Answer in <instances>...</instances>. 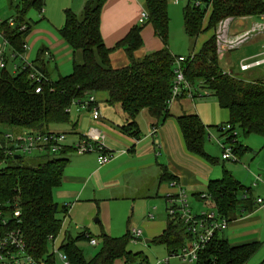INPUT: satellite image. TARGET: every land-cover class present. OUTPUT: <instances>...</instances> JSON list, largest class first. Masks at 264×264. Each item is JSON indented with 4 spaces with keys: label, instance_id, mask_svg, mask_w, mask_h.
<instances>
[{
    "label": "trees",
    "instance_id": "trees-1",
    "mask_svg": "<svg viewBox=\"0 0 264 264\" xmlns=\"http://www.w3.org/2000/svg\"><path fill=\"white\" fill-rule=\"evenodd\" d=\"M12 1L15 3L10 4L13 12L11 18L15 25L8 24L10 18L2 20L0 35L12 52L22 54L25 52V37L34 25L27 18V12L31 9L40 11L44 0ZM105 1L85 0L81 18L70 8L64 10V24L58 32L73 52L79 51L81 57L80 61H73L69 74H58L53 80L47 61L42 58L43 48L38 50L32 67L27 66L18 72L8 68L6 59V65L0 71L1 126L45 132L52 125L69 122L70 112L67 108L73 101L94 92H106V105L121 108L125 123L120 128L135 138L140 135L136 115L141 109H147L159 123L170 116L167 100L174 79V56L168 48L167 1L145 0L144 9L148 19L143 24L153 26L163 47L138 59L133 52L143 43V24L131 27L113 47L108 48L104 44L100 32V12ZM263 14L264 0H189L182 9L183 28L188 38L192 40L206 30L212 31L199 51L192 58L187 57L183 63L185 79L193 85L200 82L203 88L208 89L219 106L228 110L227 122L234 128H240L247 136L257 134L264 138L263 79H243L224 72L218 62L216 35L218 23L225 18ZM21 25H25L24 30L19 29ZM117 48H123L129 63L111 68L109 55ZM33 68L49 79L40 83V92H35L37 83L29 78ZM176 120L186 149L216 164L218 159L210 156L204 148L206 129L211 126H205L196 113L178 115ZM235 138L234 152L240 158L248 148L239 143L237 136ZM66 151L64 149L62 153ZM41 158L42 161L35 166L7 164L0 170V239L10 231L19 230L28 255L35 260L46 259L47 264H55L54 255L48 253V236L56 237L59 234L62 220L58 214L61 208L66 211V207H59L54 200L53 190L60 185L68 161L64 157ZM3 159L9 160V157L0 148V161ZM245 191L246 198H242ZM249 192L224 167L221 177L210 180L206 188L211 205L228 222L235 217L239 206L249 199ZM15 210L20 212L18 217L13 215ZM219 232H215L197 252L192 264H246L260 247L259 241L233 246ZM90 238L84 232L64 238L59 250L66 255L69 264H116L117 261L120 264H149L145 254L127 248L131 240L129 229L119 237L105 233L95 237L100 248L93 256L86 258L78 241H88ZM190 239L192 237L180 218L167 216L166 228L151 242L164 245L168 256H173L187 246ZM258 264H264V260Z\"/></svg>",
    "mask_w": 264,
    "mask_h": 264
},
{
    "label": "crops",
    "instance_id": "crops-1",
    "mask_svg": "<svg viewBox=\"0 0 264 264\" xmlns=\"http://www.w3.org/2000/svg\"><path fill=\"white\" fill-rule=\"evenodd\" d=\"M166 1L168 15L174 22L175 11L182 13L183 7L189 0ZM13 2L15 3L12 0H0V22L11 18L13 12L10 4ZM84 2L85 0H44L40 11L37 10L38 19H34V15L29 14V10L28 18L34 22V25L25 37L27 48L22 54L12 52L0 35V49H4L8 68L13 71V65L21 64L22 60L33 63L40 48L44 49L42 58L48 64L52 63L58 74L61 73L59 69L66 64L72 65L74 60L80 61L79 51L73 52L61 38L58 30L64 24V10L70 8L79 14ZM144 2L145 0L105 1L100 12V32L106 47H113L131 27L138 24ZM261 17L264 18V14L228 17L219 22L216 29L218 62L222 54L232 50L240 51L241 55L235 58V64L231 67L237 68L239 73L250 75L246 77L248 79L264 78V62L244 71L239 67L241 63L264 60V23L260 20ZM206 22L207 16L204 26ZM251 31L253 35L250 34ZM211 33V30L200 33L195 42L190 43L192 50L189 48L185 57L197 53ZM248 35L252 36L249 38ZM141 36L143 43L133 52L135 58H141L163 47L160 37L155 34L150 23L143 24ZM185 36L188 41L191 40L186 33ZM170 37L168 48L173 56H179L174 53L176 44L186 50L187 39L175 40L172 39V34ZM13 54L15 57L12 56ZM180 54L184 56L185 53ZM128 63L123 48L114 49L109 55L111 68H119ZM221 69L229 73L227 69L222 67ZM191 90L194 93L198 92L196 96L193 99L186 95L176 98L168 107L170 116L163 123H159V120L151 116L147 109H141L136 115L140 129L137 138L121 130L120 126L125 123L123 112L118 105H106V92L93 93L100 108V119L93 120L86 112L75 110L77 117L74 125L78 122L79 128L80 126L98 127L104 134L106 149L112 152L114 157L104 165H99L96 153L77 154L68 149L66 153H61V157L66 158L68 162L60 185L53 190V197L59 207H66V211L61 208L58 214L62 226L55 242L59 240L62 242L66 236L74 237L80 232L90 235L93 239L101 233L119 237L117 235L123 232L124 220L129 222L130 217L135 220L134 223L137 224L135 227L142 230L139 240L144 237L145 242H151L166 228L167 196L175 190L170 182L175 180L186 189L188 196L191 195V201L190 197L188 199L190 207L198 213L212 206L210 199L200 197L206 193L210 180L221 177L224 167L250 192L247 194L249 199L239 206L235 217L219 233L233 246L259 241L260 247L251 256V260L257 256V252L264 247V206L255 205L254 199L264 194V184L257 182L254 175L264 178V138L249 136L245 142L238 138L239 143L248 148L238 162L222 161L221 156L220 158L214 156L210 148L204 147L209 155L218 159L216 164L219 163V166L189 152L176 116L196 113L205 126L211 127H216L220 125L217 123H225L229 119L228 110L220 107L217 101L201 99L204 95L202 96L200 92L210 91L203 88L200 82L193 85ZM196 98L201 100L194 102ZM64 126L65 124H61L53 127L65 129ZM207 129L210 131V127ZM210 140L218 147L213 138ZM165 176L169 178L163 179ZM131 227L126 226V229L130 230ZM86 242L88 246H94ZM260 253L261 257L255 262L257 264L264 260V250Z\"/></svg>",
    "mask_w": 264,
    "mask_h": 264
},
{
    "label": "built area",
    "instance_id": "built-area-1",
    "mask_svg": "<svg viewBox=\"0 0 264 264\" xmlns=\"http://www.w3.org/2000/svg\"><path fill=\"white\" fill-rule=\"evenodd\" d=\"M199 5V2L195 3ZM148 19V13L146 10H142L138 18V24H143ZM10 26H14L15 22L13 18L8 20ZM20 30L25 29V25L19 27ZM5 44L8 45L6 41ZM23 48L26 49V43L23 44ZM12 56L15 57L13 54ZM187 57L190 56H174L172 68L174 71V79L171 87V95L167 100V106L178 97L186 95L190 99H193L196 94L192 92L191 88L193 84L189 83L184 77L183 63ZM264 62V60H256L253 63H241L239 65L241 71L247 70L254 65H258ZM6 65V58L4 49H0V71ZM31 66L32 64L26 63L22 60L21 64H14L12 69L14 72H18L23 68ZM29 78L37 83L35 92L41 91L40 83L47 81V77L43 75L39 70L33 68L30 72ZM264 84V78H263ZM76 110L88 112L91 119H100L101 113L99 105L93 93L87 94L83 99H77L72 102L71 106L67 108L71 112L72 108ZM216 128V127H215ZM4 131H0V148L4 150V153L9 159H19L25 155L33 156H48L52 157L55 154H61L62 150L68 149L73 150L77 154L96 153L97 162L99 165H104L109 162L114 154L106 149L104 144V134L96 126H89L86 131L79 134L76 140L72 142L66 141V134L63 131L48 129L45 132H41L35 129L27 128H3ZM209 129H206V136L213 138L221 150V159L223 161L238 162L239 157L234 152V143L236 142V128L230 123H223L217 126L216 130L219 133V137L214 136ZM18 158H15V157ZM7 159L0 161L6 163ZM5 166H0V170ZM257 182L264 184V178L260 175H254ZM170 185L175 188L173 193L167 196V216H177L184 224L185 230L191 235L192 239L189 240L187 246H184L181 251L175 256L182 260L193 263L196 260L197 252L204 247V245L212 238L213 234L217 231H223L227 225V218L221 216L214 206L203 210L198 213H194L190 207L188 200V193L186 189L177 181L173 180ZM242 198H246V191L242 194ZM202 199H210L207 193L201 195ZM254 204L257 206H264V194L255 197ZM19 211L15 210L14 217L19 216ZM131 240L136 241L142 234L140 228H132L130 230ZM55 238L52 235L48 236V241L51 242L53 251L51 254L54 255L55 249ZM90 245H96V239L90 238L88 240ZM60 257L64 264H69L66 255L61 252ZM0 264H47L46 259L35 260L25 251V243L21 237L20 231H10L0 239ZM137 264H144L138 262ZM155 264H168V259L157 261Z\"/></svg>",
    "mask_w": 264,
    "mask_h": 264
},
{
    "label": "rangeland",
    "instance_id": "rangeland-1",
    "mask_svg": "<svg viewBox=\"0 0 264 264\" xmlns=\"http://www.w3.org/2000/svg\"><path fill=\"white\" fill-rule=\"evenodd\" d=\"M81 1H84V0H81ZM204 5H205V3L202 2V6H204ZM174 6L177 7L176 5H174ZM82 10H83V6L81 7V9L79 11L80 13L76 14V15H78L79 18H81V16H82L81 15ZM76 12H78V11H76ZM175 12H176V14L174 15V22H172V19L169 16L168 43L171 39V37H170L171 34H172V39H175V40L185 41L187 39V37L185 36V33L183 31V15L180 11L176 10ZM38 13L39 12L36 9H31L29 11V14L34 15V19L39 18ZM27 18H28V15H27ZM260 20H262V22L264 23L263 17H261ZM171 25H173L172 28H171ZM227 28L228 27H225V29H227ZM221 32H222V30H221ZM219 33H220V30H219ZM250 34L253 35L254 34L253 31H251ZM252 35H250V36L248 35L249 38ZM195 39H197V38H194L192 40L189 39L190 41H188V39L186 40V50L181 49L180 45L178 46L176 44L174 53H176V55H182L180 53H185V54H183L185 56L189 52L190 43L195 42ZM173 43H174V41H173ZM190 50H192V47L190 48ZM238 55H241V52L238 50H232L231 52H227V54H224V55L222 54L221 59L219 61L220 67L227 69L229 71V73H231L235 77H239V78H243V79L246 77H250V75H245V74L239 73L237 68L232 69L231 65L235 64V58ZM236 66L238 67V64ZM47 68H48L50 77L54 80L56 78V76L58 75V73L56 72V69L54 68L52 63L48 64V62H47ZM59 70L61 72L60 75H67L71 72L72 65L68 63L62 69H59ZM246 79H248V78H246ZM200 94L202 96L204 95L203 97L201 96L202 97L201 99H203V100H210V101H214V102L217 101L216 98L210 92H207V91L203 92V93L200 92ZM198 99H200V98H196L194 102L198 101ZM191 104L193 106V103H191ZM75 110H76L75 107L72 108V111L70 112V121L67 123H64L65 124L64 127H66L65 129H57L56 127L54 128L53 126H55V125L50 126L51 130L63 131L66 134V141L67 142H72V141L76 140V137L88 127V126H86V127L82 128L80 126V128H79L78 122L76 123V125H74L75 121H76L75 119L77 117V113L75 112ZM86 114L89 115L88 112H86ZM223 123H217V124H223ZM72 124L74 126H72ZM56 125H61V124H56ZM75 126H78V127H75ZM3 128H6V127L0 125V131H4ZM79 130H82V131H79ZM210 133H212L217 138H220L219 133L215 127H210ZM236 134H237V140L239 138L242 142H245V140L249 136H252V137L258 136L259 137V135H257V134H250L247 136V135L242 133L240 128H236ZM204 147L210 148L212 154L214 156H218L220 158L221 152H220L219 148L217 146H215L214 142L212 140H210L206 135H205V139H204ZM61 156H62V154L52 155V157H61ZM214 158H216V157H214ZM41 161H42L41 156L37 157V156H33V154H32V155H25L22 158H19L16 160H14V159L13 160L12 159L6 160V163L4 162L1 165L6 166L7 164H23V165H28V166H35ZM244 161H246V160L244 159ZM225 162H229V161H225ZM216 165L219 166V163ZM189 197H190V201H191V195L188 196V199H189ZM191 209L193 212L196 211L194 208H191ZM166 214H167V212H166ZM134 222H135V220L133 219V217H130L129 222L124 220L123 232H121L120 235L122 236L125 233L124 231L127 230L126 226L127 227L132 226L131 229L136 228L135 226H137V224H135ZM120 235H117V236H120ZM60 243H61L60 240L55 242V249H56V252L54 253L55 264H64L62 258L60 257V253H61V251L59 250ZM186 243H188V240L186 241ZM78 244L82 248L86 258H90L91 256H93L100 248V245L98 243L94 246H88L87 242L83 241V240L78 241ZM127 248L133 252H142L143 254H145L149 264H155L157 261H162V260H165L167 258L169 260V264H192L188 261H185V260H182L181 258L176 257L175 255L168 256L167 250H166L164 245L155 244L153 242H145L144 237H141L140 240L138 239L136 241L130 240ZM261 250H264V247ZM52 251H53L52 244H51V242H48V253L51 254ZM260 251L257 252V256L255 258H253V260H251L252 258H250V260H248L249 263L247 262L246 264H257L255 262H257L259 257H261ZM116 264H120V261H117Z\"/></svg>",
    "mask_w": 264,
    "mask_h": 264
},
{
    "label": "water",
    "instance_id": "water-1",
    "mask_svg": "<svg viewBox=\"0 0 264 264\" xmlns=\"http://www.w3.org/2000/svg\"><path fill=\"white\" fill-rule=\"evenodd\" d=\"M15 158H18L17 156Z\"/></svg>",
    "mask_w": 264,
    "mask_h": 264
}]
</instances>
